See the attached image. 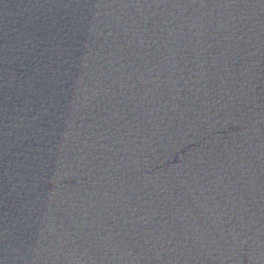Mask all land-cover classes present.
Masks as SVG:
<instances>
[{
	"label": "water",
	"instance_id": "1",
	"mask_svg": "<svg viewBox=\"0 0 264 264\" xmlns=\"http://www.w3.org/2000/svg\"><path fill=\"white\" fill-rule=\"evenodd\" d=\"M0 264H264V2L0 0Z\"/></svg>",
	"mask_w": 264,
	"mask_h": 264
},
{
	"label": "snow or ice",
	"instance_id": "2",
	"mask_svg": "<svg viewBox=\"0 0 264 264\" xmlns=\"http://www.w3.org/2000/svg\"><path fill=\"white\" fill-rule=\"evenodd\" d=\"M262 2H264V0H262Z\"/></svg>",
	"mask_w": 264,
	"mask_h": 264
}]
</instances>
